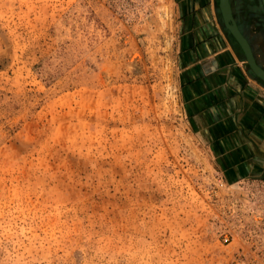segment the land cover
Instances as JSON below:
<instances>
[{
	"label": "rangeland",
	"instance_id": "rangeland-1",
	"mask_svg": "<svg viewBox=\"0 0 264 264\" xmlns=\"http://www.w3.org/2000/svg\"><path fill=\"white\" fill-rule=\"evenodd\" d=\"M177 48L174 0H0V264H264V183L192 131Z\"/></svg>",
	"mask_w": 264,
	"mask_h": 264
},
{
	"label": "crops",
	"instance_id": "crops-1",
	"mask_svg": "<svg viewBox=\"0 0 264 264\" xmlns=\"http://www.w3.org/2000/svg\"><path fill=\"white\" fill-rule=\"evenodd\" d=\"M174 4L180 100L192 131L227 181L264 183V83L252 76L225 29L218 0ZM243 32L264 69V50L245 28Z\"/></svg>",
	"mask_w": 264,
	"mask_h": 264
},
{
	"label": "water",
	"instance_id": "water-1",
	"mask_svg": "<svg viewBox=\"0 0 264 264\" xmlns=\"http://www.w3.org/2000/svg\"><path fill=\"white\" fill-rule=\"evenodd\" d=\"M219 8L221 11L222 19L226 30L230 32V36L235 40L236 44L241 49L242 53L244 54V58L250 68V72L252 76L260 80L264 83V71L256 64L250 47L243 37L242 33L238 29L231 13H230V5L228 0H218ZM264 6V0H262Z\"/></svg>",
	"mask_w": 264,
	"mask_h": 264
},
{
	"label": "flooded vegetation",
	"instance_id": "flooded-vegetation-1",
	"mask_svg": "<svg viewBox=\"0 0 264 264\" xmlns=\"http://www.w3.org/2000/svg\"><path fill=\"white\" fill-rule=\"evenodd\" d=\"M230 3L232 8V17L243 34L244 27L239 25L241 19L243 20L242 22H245L243 17L249 20L250 16L253 15L254 20L258 22V20H260L259 12L261 11V9L262 12H264L260 0H257L256 2L255 0H238L237 5L235 4V0H230ZM259 27H261V24L259 25Z\"/></svg>",
	"mask_w": 264,
	"mask_h": 264
},
{
	"label": "bare ground",
	"instance_id": "bare-ground-1",
	"mask_svg": "<svg viewBox=\"0 0 264 264\" xmlns=\"http://www.w3.org/2000/svg\"><path fill=\"white\" fill-rule=\"evenodd\" d=\"M261 1V4H262V7H263V10H264V6H263V3H262V0H260ZM228 3H229V5H230V13H231V15H232V8H231V3H230V0H228ZM219 10H220V8H219ZM220 14H221V11H220ZM233 16V15H232ZM221 17H222V15H221ZM223 20V19H222ZM223 25H224V23H223ZM225 27V26H224ZM226 29V28H225ZM238 29L240 30V28L238 27ZM228 31V30H227ZM229 32V31H228ZM240 32H241V30H240ZM230 33V32H229ZM242 33V32H241ZM242 35H243V33H242ZM243 37L246 39V37L243 35ZM246 41H247V43H248V45H249V47H250V50L252 49L251 48V45H250V43H249V41L246 39ZM252 51V50H251ZM252 55H253V52H252ZM253 57H254V55H253ZM254 60H255V57H254ZM255 62H256V60H255ZM256 64L258 65V63L256 62ZM259 66V65H258ZM263 71H264V69L261 67V66H259Z\"/></svg>",
	"mask_w": 264,
	"mask_h": 264
},
{
	"label": "built area",
	"instance_id": "built-area-1",
	"mask_svg": "<svg viewBox=\"0 0 264 264\" xmlns=\"http://www.w3.org/2000/svg\"><path fill=\"white\" fill-rule=\"evenodd\" d=\"M225 241H227V239Z\"/></svg>",
	"mask_w": 264,
	"mask_h": 264
}]
</instances>
